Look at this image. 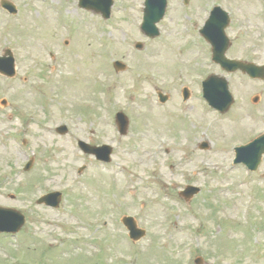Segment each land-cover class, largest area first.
<instances>
[{
  "label": "rangeland",
  "instance_id": "rangeland-1",
  "mask_svg": "<svg viewBox=\"0 0 264 264\" xmlns=\"http://www.w3.org/2000/svg\"><path fill=\"white\" fill-rule=\"evenodd\" d=\"M8 1L17 14L0 12V56L10 49L17 71L0 76V206L26 222L16 244L0 235V264L19 255L22 264H264V157L249 178L241 165L227 168L235 146L264 132V82L209 64V46H193L202 44L198 32L179 33L182 0H168L154 40L138 28L143 0H114L108 20L77 0ZM187 1L196 12L188 24L198 27L211 2L231 7L238 19L227 30V57L264 64V0L259 8L258 0ZM114 61L127 70L115 72ZM210 74L225 78L234 98L222 115L201 105L200 82ZM117 112L129 119L125 136L112 126ZM64 118L71 131L59 136ZM77 140L112 146V162L82 154ZM204 141L208 151L198 149ZM76 181L67 211L35 205L44 185ZM187 185L200 188L189 202L177 195ZM123 216L145 237L127 239Z\"/></svg>",
  "mask_w": 264,
  "mask_h": 264
},
{
  "label": "water",
  "instance_id": "water-1",
  "mask_svg": "<svg viewBox=\"0 0 264 264\" xmlns=\"http://www.w3.org/2000/svg\"><path fill=\"white\" fill-rule=\"evenodd\" d=\"M85 2L86 1L83 0L82 6L84 8H89L88 4H86ZM2 6L10 11H13V8L9 4L3 3ZM107 9H108V6H107ZM158 11H159V15H157L158 13L156 11H150V14L146 15L145 17L143 29L146 32L150 30L151 33L147 32L150 36H154L156 34V31L154 29V23H156L161 18L162 9H159ZM107 15H108V11L104 12V16L107 17ZM202 34L204 37H206L208 41H210L212 44L214 43L213 45L214 46V49H213L214 60L215 62L220 64L221 67L224 68L227 72H234L237 69H239L243 73H246L251 77L264 78V68L263 67L258 68L252 64H244V63H239L236 61H229L224 57V54L229 46V43L225 39L222 31L219 32V34L214 35L213 39L211 38L209 32L202 31ZM115 67L121 68L122 66L117 63ZM0 72L7 76H11L13 74V61L11 57H9L8 60L5 61V64L4 63L2 64L0 60ZM204 86H205L206 98L208 102L210 103V105L214 107L215 109L220 110L221 112H225L232 103V98L227 90L226 81L222 78H217V77L212 76L204 83ZM160 100L161 102H164L166 98L160 96ZM117 121L120 125L122 134H124L126 130V122L124 121V117L122 115H119L117 117ZM241 150L242 151L250 150L251 169L252 170L256 169L260 161V157L264 153V136L256 140L254 143H252L250 145V148L249 146H247ZM21 223H22V219L20 220V224ZM124 224L131 231L132 238L138 239L141 235H143L142 232H137L135 230L134 223L132 222V220L126 219L124 220ZM0 231H12V229L11 228H6V229L0 228ZM200 263H201V260L196 261V264H200Z\"/></svg>",
  "mask_w": 264,
  "mask_h": 264
},
{
  "label": "bare ground",
  "instance_id": "bare-ground-1",
  "mask_svg": "<svg viewBox=\"0 0 264 264\" xmlns=\"http://www.w3.org/2000/svg\"><path fill=\"white\" fill-rule=\"evenodd\" d=\"M250 8H253L252 6H250Z\"/></svg>",
  "mask_w": 264,
  "mask_h": 264
}]
</instances>
